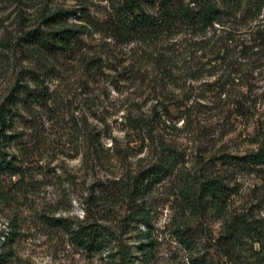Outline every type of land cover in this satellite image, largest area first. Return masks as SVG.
<instances>
[{
	"label": "rangeland",
	"instance_id": "374dc122",
	"mask_svg": "<svg viewBox=\"0 0 264 264\" xmlns=\"http://www.w3.org/2000/svg\"><path fill=\"white\" fill-rule=\"evenodd\" d=\"M118 3L0 0V105L12 114L5 131L11 136L6 151L16 157L22 170V175L0 177V264H122L116 256L110 260L105 251L80 249L61 228L46 221L74 222L100 215L102 222L118 220L122 210L104 213L101 204L87 203V195L94 190V173L109 179L133 174L155 161L161 153L160 142L174 143L183 154L184 167L191 171L201 166L230 170L233 163L223 164L221 155L232 161V155L255 146L257 116L219 113L211 100H189L190 116L170 120L174 129L155 126V44L116 37L104 23L93 26L79 18L103 21L116 12ZM146 8L153 11L150 4ZM58 9L75 11L61 26L81 25L83 30L79 54L73 58L49 57L24 42L29 30L46 29V17ZM90 59H99L102 75L92 71ZM23 86L41 89L51 99L33 100L17 91ZM201 90L199 95L211 94ZM168 109L174 113L171 105ZM125 116L141 121L143 127L133 129ZM97 144L106 154L101 162L94 153ZM228 175L233 194L227 212L264 224V166H244ZM171 187L155 185L146 198L150 260L137 251L136 228L122 232L132 254L127 264H236L212 245L223 232L221 219L181 212L170 195Z\"/></svg>",
	"mask_w": 264,
	"mask_h": 264
},
{
	"label": "trees",
	"instance_id": "16d2710c",
	"mask_svg": "<svg viewBox=\"0 0 264 264\" xmlns=\"http://www.w3.org/2000/svg\"><path fill=\"white\" fill-rule=\"evenodd\" d=\"M149 4L153 11L146 8ZM263 8L264 0H119L116 12L103 21L79 16L93 26L104 23L116 37L155 44V87L158 88L152 108L155 126L157 123L174 129L175 125H169L170 120L190 116L193 105L187 103L189 100H211L219 113L241 118L257 116L255 146L232 155V161L221 155L223 164L233 163L230 170L201 166L191 171L184 167L183 154L174 143L160 142L161 153L155 161L133 174L109 179L94 173V190L87 195V203L101 204L102 212L106 213L119 214L122 210L118 220L114 217L113 221L102 222L100 215L74 222L66 218L48 219L46 224L61 228L69 242L80 249L105 251L110 260L116 256L122 264H127L132 254L121 234L136 228L133 240L137 241V251L142 259L150 260L152 239L147 229L150 222L146 198L155 185L167 183L172 185L170 195L181 212L189 217L221 219L223 232L212 241L221 255L236 264H264V224L242 213L227 212L233 194L228 173L244 166H264ZM70 16H75V11L58 9L49 14L48 27L29 30L25 44L43 50L49 57L54 54L75 57L79 54V35L83 30L81 25L75 28L60 25ZM98 61L90 59L88 65L102 75ZM214 74H217L214 80H206ZM115 75L122 78L119 72ZM203 88L211 94L199 95L198 89ZM17 91L33 100L51 99L49 93L34 87L23 86ZM169 105L174 113L168 109ZM11 116L9 109L0 105V177L22 175L16 157L6 151L11 136L5 131L10 127ZM125 117L133 129L143 127L134 117ZM94 153L99 162L105 159L100 145Z\"/></svg>",
	"mask_w": 264,
	"mask_h": 264
}]
</instances>
